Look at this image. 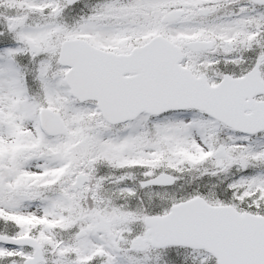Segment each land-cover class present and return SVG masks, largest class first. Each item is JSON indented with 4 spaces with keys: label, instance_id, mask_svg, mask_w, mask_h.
Masks as SVG:
<instances>
[{
    "label": "snow or ice",
    "instance_id": "obj_1",
    "mask_svg": "<svg viewBox=\"0 0 264 264\" xmlns=\"http://www.w3.org/2000/svg\"><path fill=\"white\" fill-rule=\"evenodd\" d=\"M0 264H264V0H0Z\"/></svg>",
    "mask_w": 264,
    "mask_h": 264
}]
</instances>
